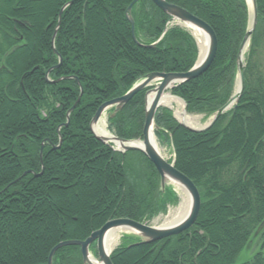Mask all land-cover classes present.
Wrapping results in <instances>:
<instances>
[{"label":"trees","instance_id":"1","mask_svg":"<svg viewBox=\"0 0 264 264\" xmlns=\"http://www.w3.org/2000/svg\"><path fill=\"white\" fill-rule=\"evenodd\" d=\"M71 1L0 0V264H48L61 241L85 240L113 219L148 223L167 210L170 192L163 193L154 164L140 151H114L90 124L103 103L148 73L189 71L197 40L188 27L170 25L172 17L152 0L133 5L134 32L127 18L133 0H73L58 26ZM166 1L217 35L210 68L171 90L188 114L208 119L234 94L248 1ZM256 2L238 103L201 132L180 124L169 108L156 112L157 141L173 148L169 161L200 192L196 223L157 242L130 246L126 236L111 254L114 264H264V0ZM148 90L108 117L112 133L143 139ZM252 242L261 250L237 263ZM53 264H84L81 248H60Z\"/></svg>","mask_w":264,"mask_h":264},{"label":"water","instance_id":"2","mask_svg":"<svg viewBox=\"0 0 264 264\" xmlns=\"http://www.w3.org/2000/svg\"><path fill=\"white\" fill-rule=\"evenodd\" d=\"M139 1L140 0H133V2L129 5L127 9V18L132 25L133 32H134L135 21H134V18L131 12H132L133 5ZM152 1L161 10L169 14L175 21L179 22L180 25L185 26V27L194 26V27H197L205 31L209 39L208 52L206 56L200 60V49L198 45L199 55H198L196 64L187 72H180V73L178 72H172V73L151 72V73H148L142 80L136 83L126 94H124L121 97H118V98H115V99H112V100H109L103 103L99 107L97 112L95 113L94 117L92 118L90 129L97 139H99L104 144L108 145L114 151L121 152L123 155L129 151H140L143 154H145V156L149 159V161L154 164V166L156 167L160 175L162 191H165L168 181H175L179 183L187 191L191 199L190 212L185 217V219H183L181 222L175 225H172L170 227H162V226L155 227V226H151L145 223L134 221L132 219H125V218L110 220L106 222L100 229L94 231L85 240H65V241L59 242L51 250L49 257H48V264H53V257L60 248L65 247V246H71V245H76L81 248V253H82L84 264H93L92 261L90 260V257H91L90 247L93 243H96V246H97V253H98V258H99L98 260L101 261L102 264H114L111 258L112 251L108 253L105 249V238L110 229L115 228V227H123V228H130L134 230L136 234H138L139 241L131 244L130 246H135V245L144 244V243L157 242V241L166 239L168 237L184 233L185 231L193 227L197 221V218H198V215L201 209V195H200V192L197 186L187 175H185L184 173H182L176 168L174 161L169 162L158 152V149L152 144V142L149 139V133H150V129L153 128V131H154L156 127L155 126V116H156L157 110L159 109V107L164 106L161 104V99L164 93L166 91H171L172 89H174L175 87H177L178 85L182 83L189 82V81L199 78L210 68L217 54L218 38H217V35L214 29L206 21L192 14L188 10L176 4L169 3L166 0H152ZM72 2L73 0L69 2L67 5H65L64 8L61 10L60 15H59V25L58 26H60L62 13L64 9ZM249 7H250V12H251L250 4H249ZM252 10H253L252 14L250 13V28L239 49V54H238L239 74H238V78L236 81V87H235L234 94L232 95L230 100L213 115L212 119L205 126L201 128H192L182 123L181 121L178 120V118L176 117V113L174 112L173 114L174 117L179 121L180 124L187 127L188 129L192 131H197V132L209 130L228 111V107L232 105V108H233L238 103L242 95L243 89H244V55L249 46L252 32L258 21V9H257L256 0H252ZM56 34H57V29L53 36V41H52L53 44L55 41ZM133 35H134V39L137 41L135 34ZM61 63H62V57H60L59 64L52 67L48 71L47 75L50 73V71L53 68L59 67ZM238 83H239V88H237ZM147 88H149V90L147 91L146 97H145V101H146L145 124H144V129H143V139H141L144 142L143 148H140L134 145H126L129 143L135 142L136 140H126V139H122L114 135V138L123 144L120 148H116L113 143L108 142L106 138L96 133L95 126L97 125V123L100 121L101 117L104 115V113L107 110H109L110 108H114L113 112H109V116L114 117V115L120 110H122L123 107L137 93ZM151 92H155V95L152 101L148 103V96ZM81 95H82V88H81ZM81 95L78 99V102L80 101ZM184 105H185V110H187V105L185 102H184ZM75 107H76V104L69 110L67 114L68 121L65 124L66 126L70 122V113L75 109ZM165 107L173 110V108H171L170 106H165ZM58 131L60 132V130ZM154 135H155V131H154ZM28 173H33V171L31 170L26 171L24 175Z\"/></svg>","mask_w":264,"mask_h":264},{"label":"bare ground","instance_id":"3","mask_svg":"<svg viewBox=\"0 0 264 264\" xmlns=\"http://www.w3.org/2000/svg\"><path fill=\"white\" fill-rule=\"evenodd\" d=\"M250 5L252 6V0H248ZM252 8V7H251ZM195 38L197 39L199 49H200V60L203 59L209 48V39L205 31L202 29H199L194 26H188ZM237 88H239V83L237 84ZM155 95V92H151L148 96V103H150ZM178 102L181 106L176 110V116L179 121L182 123L188 125L189 127L192 128H197L201 127L198 117L189 115L187 111L184 108V103L177 97L173 96L169 91H166L164 95L162 96L161 99V104L164 106H171L173 107V103ZM232 108V105L228 107V111ZM108 126L106 127L105 123L103 122V119L95 126V131L106 138L108 142H111L115 145L116 148H120L123 144L116 140L114 138V135L109 131ZM149 139L152 142V144L158 149V152L165 158L163 155L161 149H160V144L158 143L155 135L153 128L150 129L149 133ZM126 145H134L140 148H143L144 142L143 140H138ZM172 183L178 185V187L182 190V201L180 203V206L175 210L170 213V215L166 218L164 223L162 224V227H170L172 225H175L179 222H181L185 217L189 214L190 209H191V199L187 191L183 188L182 185L175 181H171ZM125 232H131V233H136L134 230L130 228H123V227H115L109 230V232L106 235L105 238V249L108 253L113 251L120 242V238L122 236V233ZM90 260L92 261L93 264H102L101 261L97 260L95 257L91 255Z\"/></svg>","mask_w":264,"mask_h":264},{"label":"rangeland","instance_id":"4","mask_svg":"<svg viewBox=\"0 0 264 264\" xmlns=\"http://www.w3.org/2000/svg\"><path fill=\"white\" fill-rule=\"evenodd\" d=\"M43 1H36V6H39L40 4H42ZM250 4V3H249ZM251 6V5H250ZM252 7V6H251ZM253 10L251 8V14H252ZM47 77V80L50 81V77H49V74L46 76ZM171 94L172 92L169 91ZM173 95V94H172ZM175 96V95H173ZM177 97V96H175ZM178 98V97H177ZM181 100V99H180ZM182 101V100H181ZM183 102V101H182ZM184 103V102H183ZM173 110L174 112H176V110L181 106L178 102H174L173 103ZM161 107H165V106H161ZM184 108H185V105H184ZM109 112H110V109L107 110L104 115L101 117L100 121L103 119V122L105 123L106 127L108 126V117H109ZM189 115H192V116H195V117H198V121L201 125V127L205 126L211 119L212 117L210 118H206L205 115L203 114H189ZM177 117V116H176ZM99 121V122H100ZM98 122V123H99ZM97 123V124H98ZM201 127H197V128H201ZM109 129V127H108ZM107 129V130H108ZM110 131V130H109ZM111 132V131H110ZM97 133V132H96ZM112 133V132H111ZM113 134V133H112ZM114 135V134H113ZM136 141L138 140H141V139H135ZM62 142V141H60ZM159 143V142H158ZM61 144V143H60ZM60 145L56 146V148L58 147L59 148ZM160 149L163 153V155L165 156L166 160H171L173 158V148L169 145H162L160 144ZM41 159H43V152L41 153ZM43 173V170L40 172V173H36V175H41ZM167 186H166V189L165 191H163V193H165L166 191L170 192V195H169V199H168V204H167V210L165 213H161L159 215H157L156 217L152 218V219H149L148 223H145V224H148V225H151V226H155V227H161L162 224L164 223V221L166 220V218L170 215V213L172 211H175L179 206H180V203L182 201V190L178 187V185L172 183L171 181H168L167 182ZM63 185V184H62ZM71 201L68 199V203H70ZM131 237V239L129 240L128 244H133L132 242H137L135 241L134 239H138V234L136 233H131V232H125V233H122V236L120 238V242H119V245L122 243L123 241V238L124 237ZM118 245V246H119ZM261 250V247L260 245H256V242H252V244L248 245L238 256L236 262L237 263H243L245 261H248L250 260L258 251ZM264 250V249H263ZM90 254L95 257L97 260H98V256H97V249L95 248V251L94 249L91 250Z\"/></svg>","mask_w":264,"mask_h":264}]
</instances>
